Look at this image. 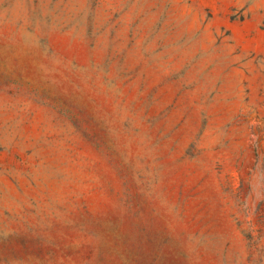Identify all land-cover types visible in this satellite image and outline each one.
I'll list each match as a JSON object with an SVG mask.
<instances>
[{
	"label": "rangeland",
	"instance_id": "374dc122",
	"mask_svg": "<svg viewBox=\"0 0 264 264\" xmlns=\"http://www.w3.org/2000/svg\"><path fill=\"white\" fill-rule=\"evenodd\" d=\"M0 264H264V0H0Z\"/></svg>",
	"mask_w": 264,
	"mask_h": 264
}]
</instances>
